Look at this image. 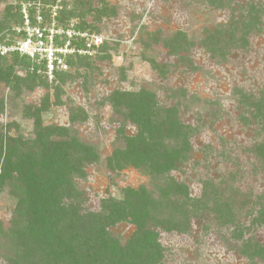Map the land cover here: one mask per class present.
<instances>
[{"label":"trees","instance_id":"trees-1","mask_svg":"<svg viewBox=\"0 0 264 264\" xmlns=\"http://www.w3.org/2000/svg\"><path fill=\"white\" fill-rule=\"evenodd\" d=\"M75 1L83 8H90L92 0ZM206 2L217 9L222 7L223 1ZM97 3L101 6L94 9V19L115 15L114 8L108 7L105 1L98 0ZM56 4L60 6L53 18L57 19V23L65 25L72 18L80 21L72 36L68 37L64 32L56 35L55 45L61 47L69 42L70 47L85 49V38L79 34L92 35L90 31L94 26L84 23L85 14L81 13V6L70 0H20L7 4L0 13V45L8 47L25 39L24 13L30 27L36 25V15L40 17L41 24L50 26L51 11L44 9ZM69 4L71 8L67 9ZM262 12L264 8L258 6L249 8L245 22L220 24L212 29L205 27L196 36L176 31L163 39L162 44L169 54L188 64L190 71L195 69L190 60V54L195 50L220 63L226 59L231 48L246 47L249 32L259 34ZM108 44L102 39L99 46H93V56L77 53L57 55L62 65L54 60L51 79H48L46 60L38 54L33 58L15 51L0 54V85L11 93L10 101L20 100L23 118L32 123V132L26 139L20 134L9 135L11 129L19 127L14 122L0 125V191L6 184L13 186L9 193L16 202V213L21 221L13 227L10 225L9 229L0 222V237H9L15 250V256L6 262L163 264L165 248L160 237L170 233L189 234L196 225L200 226L202 234H207L212 227L218 230L228 228L231 231L230 240L241 242L238 254L250 260L263 258L264 246L245 236L247 228L243 219L248 218L250 226L264 227V205L259 203L264 195L258 196L261 207L248 203L246 196L239 203L234 202L235 194L242 195L234 186L239 175L235 169L229 171V166L235 163L229 154H219L227 172H221L217 178L205 174L197 196L190 195L188 185L169 176L187 163L192 150L189 141L196 132L195 127L180 121L181 101L190 97L186 88L166 85L165 105L160 103L156 93L145 88L114 90L105 98L104 102L121 118L114 129L116 140L121 145L113 147L106 157V168L115 173L132 167L153 180L158 195L154 196L142 185L126 187L118 191V197L101 199L96 211L85 206V192L76 188L75 179L85 176L84 170L97 162L98 155L94 147L76 137L73 126L85 122L89 116L84 108L72 104L67 108L69 126H45L42 117L51 106L65 105V101L61 100L64 94L62 85L69 81L87 84V72L93 70L92 61L108 58L107 55L102 56ZM146 61L160 77L166 75L168 66L151 58ZM35 88L52 92L53 99L50 101L46 94L38 105L23 104L21 96ZM237 95L246 105L244 108H248V113L240 117L241 123L247 124L250 120L263 123L264 93L258 98L251 94L247 97L243 92ZM5 105V100L0 98V114L4 113ZM127 128L131 130L130 135L126 133ZM254 133H262L263 139H255L250 146L247 143L244 149L253 155L252 170L264 174V124ZM69 142L73 144L72 155L68 152ZM204 150L212 153L210 146H205ZM159 178L162 179V186L156 182L160 181ZM118 223L134 228L127 240L121 241L120 237L110 232V228Z\"/></svg>","mask_w":264,"mask_h":264},{"label":"rangeland","instance_id":"rangeland-1","mask_svg":"<svg viewBox=\"0 0 264 264\" xmlns=\"http://www.w3.org/2000/svg\"><path fill=\"white\" fill-rule=\"evenodd\" d=\"M70 1L78 4L75 0ZM103 1L108 7L114 8V16L94 19V9L101 6L97 3L98 0H92L90 8L78 6H81V13L85 14L84 23L94 26L90 33L109 43L107 51L102 54L108 58L92 61L93 70L87 72V84L69 81L62 85L64 94L61 100L65 101V105L51 106L42 117L45 126H69L67 108L72 104L84 108L89 116L85 122L73 126L76 137L94 147L98 155L97 162L84 170L85 176L75 179L76 188L85 192V206L96 211L101 199L118 197V191L126 187L137 188L142 185L151 190L154 196L158 195L153 180L132 167L128 166L115 173L106 168V157L113 147L121 145L116 140L114 130L121 118L104 100L114 90L145 88L156 93L160 103L165 105L166 85L187 89L190 97L181 101L180 121L195 127L196 131L189 141L192 150L187 163L179 170L172 171L169 176L188 185L190 195L197 196L201 192L200 181L205 174L217 178L221 172H227L219 155L221 152L226 153L235 162L229 166V171L235 169L239 175L234 186L242 196L235 194L234 202L239 203L246 196L248 203L258 204V196L264 195V174L252 170L253 155L246 152L244 147L247 143L250 146L255 139H263L262 133L257 135L254 131L264 122L250 120L247 124L241 123L240 117L248 113V108H244L246 105L241 103L237 94L243 92L247 97L251 94L258 98L264 93V12L261 13L258 24L259 34L249 32L246 47L231 48L226 59L220 63L200 50L191 53L194 71L188 69V64L181 63L178 58L169 54L162 40L176 31L196 36L205 27L212 29L220 24H241L246 21L249 8H264V0H222V7L217 9L208 6L206 0ZM18 2L20 0H0V13L7 4ZM68 8H71L70 4ZM44 10L51 11L50 26H44L41 20L35 18L34 27L42 29L43 33V28H49L50 38L63 32H73L80 21L72 18L65 25L57 23V19H53L56 15L52 17L53 13L57 14L60 10L57 4L47 6ZM147 58L168 66L166 75L160 77L155 73L146 61ZM51 93L35 88L32 92L24 93L21 98L25 105H38L46 94L51 101ZM11 96L0 85V98L6 102L4 113L0 114V125L14 122L19 127L11 129L9 135L20 134L26 139L32 132V123L23 118L20 100L10 101ZM126 133L130 135L131 130L127 128ZM205 146H210L212 153H206ZM72 147V142H69L68 152L71 155L74 153ZM156 182L162 186V179ZM11 188L13 186L6 184L0 191V222L8 229L10 225L13 227L16 223H21L16 213V202L9 193ZM259 203L264 205V197L259 199ZM243 223L247 228L245 236L254 238L256 243L264 246V227L250 226L248 218L243 219ZM133 229L125 223H118L110 228V232L124 241L129 238ZM217 230L212 227L207 234H202L200 226L196 225L189 234H163L160 237L165 248L163 264H264V257L250 260L237 253L241 242L230 240V229ZM10 241L9 237H0V264H8L7 259L12 258L15 253Z\"/></svg>","mask_w":264,"mask_h":264},{"label":"built area","instance_id":"built-area-1","mask_svg":"<svg viewBox=\"0 0 264 264\" xmlns=\"http://www.w3.org/2000/svg\"><path fill=\"white\" fill-rule=\"evenodd\" d=\"M24 13V10H23ZM56 14L53 13L52 17ZM37 20H40V17L37 16ZM36 27H30L27 20V15L24 13V36L25 39L23 41L17 42L12 46H1L0 45V54L5 55L10 52H18L19 54L26 55L30 58H33L35 54H38L41 59L46 60V70L48 74V78L51 79V71L53 70V62L57 61L58 65H62V60L57 55H67L77 53L78 55H88L92 56L95 52L93 50V46L97 47L102 43V38L95 35H88L86 33L79 34L81 37L85 38V49H75L74 47L69 46V42H66L64 46L57 47V45H53L54 36L50 38L48 29H44V33L42 29ZM19 31V30H18ZM68 37L72 36L74 33L65 32ZM58 35V34H57ZM53 39V40H52ZM33 41V42H32ZM65 69V66H62Z\"/></svg>","mask_w":264,"mask_h":264}]
</instances>
